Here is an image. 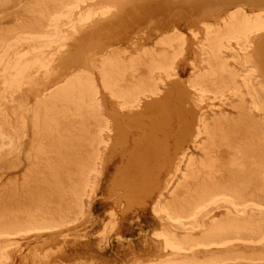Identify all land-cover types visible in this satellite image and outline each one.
<instances>
[{"label": "rangeland", "instance_id": "obj_1", "mask_svg": "<svg viewBox=\"0 0 264 264\" xmlns=\"http://www.w3.org/2000/svg\"><path fill=\"white\" fill-rule=\"evenodd\" d=\"M43 1L0 0V34L5 39H11L25 25L29 26L34 17L28 12V7ZM233 1L93 0L83 5L84 12L89 7L98 11L111 7L115 10L112 18L95 21L97 27L87 28L78 34L64 32L66 37L63 40L42 44L45 46L43 55L50 60V65L36 81L47 84L81 58L106 48L111 40H119L120 43L115 45L124 46L132 38L140 37L141 47L153 49L157 47V41L172 34L157 35L166 26L176 25L186 35L185 54L177 66L178 75L172 78L176 85L166 99L157 103L153 102V98H146L139 109L118 111L119 117H115L112 102L108 103L112 131L109 132L110 142L103 148L100 161L102 166L99 170L102 169L103 175L101 173L96 178L99 179L96 190L86 197L85 211L78 218L63 221L58 228L42 232L18 229L12 235L0 232V264H149L191 258L211 264H264V240L252 241L248 232H243V238L234 239L231 244L199 247L191 254L179 255L168 251L159 234L167 229L185 237L187 232L174 227L154 209L158 192L163 191L159 186H164L163 180L172 170V164L174 166L183 145L196 157L202 154L200 147L205 140L200 141L201 144L190 141L194 118L204 113L205 118L213 122L226 116L236 119L239 116V105H242L240 95L225 100L218 98L196 102L187 84L189 79L195 77L193 64L199 60L202 48L203 33L196 26ZM246 3L258 8L264 5V0H246ZM58 6L59 3L50 2L45 3L43 9L50 14ZM209 21L216 20L210 18ZM18 49L12 54L22 51L24 47ZM259 50L264 64V38L259 43ZM238 52L236 57L227 58L242 75L243 71L236 62L241 51ZM5 54L6 49H1L0 57ZM204 56H207L206 53ZM238 79L241 80V76ZM2 89L3 82L0 80V93ZM243 93L247 102L245 107H249L250 98L245 87ZM38 95L28 83L20 94L27 110L16 108V103L4 102L1 107L0 124L3 131L14 138V144H5L0 132V211L5 209V213H9L23 207L40 208L45 216L38 217L39 220L49 214L61 219L72 205L70 189L74 154L70 148L80 120L72 115V111L59 115L51 113L47 117L43 110H40L37 120L33 111ZM108 100L111 101L109 96ZM254 115V132L244 134L236 144L238 147L232 151L237 164L227 184L238 200L251 204L241 223L264 227V111L254 110ZM59 183L64 185L60 187ZM175 187H178L176 183L165 194L166 201L173 200L176 193H181V188ZM12 194H15L14 197ZM169 194L174 195L169 199ZM227 211L224 206L216 207L212 218L216 217L218 222H222L225 217L228 218ZM7 222L3 220L1 223L5 225Z\"/></svg>", "mask_w": 264, "mask_h": 264}, {"label": "bare ground", "instance_id": "obj_2", "mask_svg": "<svg viewBox=\"0 0 264 264\" xmlns=\"http://www.w3.org/2000/svg\"><path fill=\"white\" fill-rule=\"evenodd\" d=\"M89 1L93 0L35 2L28 7V12L34 17L33 22L28 23L29 26L25 25L27 27L24 26V29L18 34L15 33L11 39H5L6 37L0 34V50L6 49V54L0 57L2 77L0 80L3 82L0 115L3 113L1 107L4 102L16 103V108L27 110L26 102L20 99V94L24 91L25 85L31 83L32 88L39 93L33 111L37 120L40 110H43L47 117L51 113L59 115L72 111V115L80 120L70 148L74 154L72 161L74 169L73 179L70 178L73 180L70 189L72 205L67 203L70 206L68 213L58 219L51 214L44 217L45 213L40 208L36 210L23 207L19 211L9 213L2 209L0 232L6 235H12L16 229L42 232L60 227L65 220L78 218V215L85 211L86 197L96 190L99 180L96 178L102 173V169L99 168L102 166L100 161L103 148L109 144V132L112 131L108 103L112 102L115 117H119L118 111L139 109L146 98H153V102H162L176 85L172 78L178 75L177 66L186 50L185 31L176 25L166 26L159 31L158 36L167 32L172 34L168 37L165 35V38L157 41L156 48L141 47L140 37L132 38L125 42L124 46L115 45L120 43L119 40H111L106 48L92 56L81 58L65 71L56 74L55 79L47 84L36 81L50 65V60L43 55L45 53L43 43L57 42L63 40L66 34H78L87 28L97 27L94 25L95 21L110 19L115 14L111 7L101 11L89 7L84 12L83 5ZM50 2L59 3V6L47 14L43 5ZM210 18L216 21L210 22ZM98 23L96 24L99 25ZM63 27L66 29L63 30ZM196 27L203 33L202 48L199 60L193 64L195 77L187 81L194 100L196 99V102L218 98L225 100L240 95L242 105L238 104L240 110L237 119L226 116L209 122L204 113L197 119L196 116L194 122H191L193 130L190 141L199 144L205 140L200 147L202 154L196 157L183 145L174 166L172 164V170L168 172L163 183L161 182L164 186H159L163 191L158 192L154 204L155 211L168 219L174 227L183 228L187 232V236L180 237L178 233L165 229L166 231L159 234V237L160 235L163 237L166 250L179 255L191 254L199 247L231 244L232 240L243 238V232H248L252 241L264 240V227L241 223L242 216L248 212L251 204L238 200L227 184V179L234 174L233 167L237 164L232 151L238 147L236 144L241 141L244 134L254 132L253 128L256 127L254 110L264 111V64L259 50V43L264 38V5L252 8L247 5L246 0H234L227 7L204 18ZM20 47H24L25 50L12 54ZM238 51L241 52L236 62L243 71L242 75L239 73L241 71L238 72V69L232 67L227 58L234 57ZM202 53H206L207 56L203 57ZM240 76L241 80L238 79ZM165 86L168 88L165 89ZM244 87L250 98L249 107H245L247 102L244 98ZM108 96L111 101L108 100ZM0 132L5 144H14V138L3 131L1 124ZM62 166L64 168V165ZM179 177L182 178L180 182ZM175 183L181 188V193L172 194L173 200L166 201L165 194ZM14 195L12 194V197ZM172 195L168 198L170 199ZM220 206L228 209V218L225 217L222 222H218L216 217L212 218L213 209ZM42 215H44L42 220H39L38 217ZM3 220L8 222L4 225L1 223ZM149 264L211 263L191 258Z\"/></svg>", "mask_w": 264, "mask_h": 264}]
</instances>
